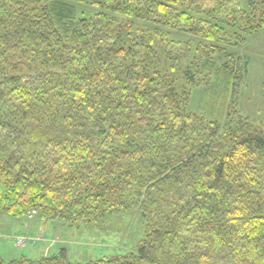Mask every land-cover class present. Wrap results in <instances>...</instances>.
Here are the masks:
<instances>
[{"label":"trees","instance_id":"16d2710c","mask_svg":"<svg viewBox=\"0 0 264 264\" xmlns=\"http://www.w3.org/2000/svg\"><path fill=\"white\" fill-rule=\"evenodd\" d=\"M263 31L264 0H0V213L136 217L85 264H264V126L231 99Z\"/></svg>","mask_w":264,"mask_h":264},{"label":"rangeland","instance_id":"374dc122","mask_svg":"<svg viewBox=\"0 0 264 264\" xmlns=\"http://www.w3.org/2000/svg\"><path fill=\"white\" fill-rule=\"evenodd\" d=\"M234 52L247 59L248 67L243 84L231 96L232 105L241 119H246L254 126H264V31L252 36L242 48ZM197 98L193 95L192 100L197 101ZM229 101L228 98V104ZM229 114L230 111L219 120L225 123ZM34 218L16 219L0 213V258L10 261L25 256L36 260L57 253L62 248L70 262L85 264L104 256L132 251L142 235L141 227L132 215L106 219L91 225H69L60 220H48L41 224ZM32 235L40 238H32ZM17 239H21L23 244L18 245Z\"/></svg>","mask_w":264,"mask_h":264},{"label":"built area","instance_id":"2783aa9c","mask_svg":"<svg viewBox=\"0 0 264 264\" xmlns=\"http://www.w3.org/2000/svg\"><path fill=\"white\" fill-rule=\"evenodd\" d=\"M16 242H17L18 245H22L23 244L21 239H18Z\"/></svg>","mask_w":264,"mask_h":264}]
</instances>
